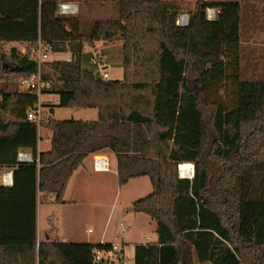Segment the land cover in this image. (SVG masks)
<instances>
[{
	"label": "trees",
	"instance_id": "trees-1",
	"mask_svg": "<svg viewBox=\"0 0 264 264\" xmlns=\"http://www.w3.org/2000/svg\"><path fill=\"white\" fill-rule=\"evenodd\" d=\"M59 4L0 0V176L13 169L14 180L0 184V264H109L96 262L95 252L110 245L37 240L40 194L64 204L74 172L107 152L117 158L120 186L141 177L153 185L132 210L157 223L158 241L137 245L134 264H181L187 246L198 264H264V81L228 75L230 62L238 64L242 3L123 0L118 20L94 22L88 33L60 15ZM208 9L218 11L216 20ZM183 14L187 26L177 24ZM39 42L50 54H71L41 72V94L58 96L61 108L96 109L97 120H28L37 91L8 87L39 72L31 56ZM99 42L121 44L123 80L97 72L85 48ZM225 80L234 81V100L212 102L207 122L198 93L207 103ZM40 128L53 133L48 152L38 150ZM23 150L33 162H19ZM189 164L192 180L179 172Z\"/></svg>",
	"mask_w": 264,
	"mask_h": 264
},
{
	"label": "rangeland",
	"instance_id": "rangeland-1",
	"mask_svg": "<svg viewBox=\"0 0 264 264\" xmlns=\"http://www.w3.org/2000/svg\"><path fill=\"white\" fill-rule=\"evenodd\" d=\"M118 1L120 0H113L114 3L112 2V0H80V2H84L83 6L81 5L82 12H78V14L73 15L71 17L80 20V22L82 23L83 31L85 33H88L91 29V25L94 22L118 20ZM183 1H186L191 4V7L193 8L197 1L207 2L226 0ZM238 1H240L243 5L241 24V46L239 47L237 53L239 57L238 64L236 65L230 62V72L228 73V75L238 73L241 80L250 82H262L264 81V0ZM9 50L10 49H6L7 52H9ZM85 52L90 53V55L93 57V62L97 65L96 70L102 76L107 73V79L109 81L123 80V57L120 43L105 46V43L99 42L96 43L94 47L86 46ZM63 58H67V56L64 54L59 55L51 53L47 62L41 65V72L48 71V73H51L50 69L52 62ZM230 60H234V57L230 58ZM62 61H66V59ZM227 61L229 62L228 58ZM189 79L192 87H195L197 89V92H199V87L195 85L194 78L191 76V74H189ZM24 80L25 79L19 80L18 84L16 85L10 84L8 87V91L14 92L16 90H27L26 86H24L22 83ZM220 86L221 88L219 92L217 91V89L212 90V96L208 98L207 103L204 99V95L202 93H198L200 96L201 109L203 110L207 122L210 121V118L214 112L212 102H215L219 99L222 102L229 104L232 103L234 100V81L225 80L220 84ZM48 99H56V96L50 94L42 95L41 102L44 104ZM57 105L53 107L54 120H86L82 119L85 118L84 113L86 112H79L78 110L61 108ZM93 113H96V111L93 110ZM44 136L45 131L44 129H41L40 139L42 138V141L40 142V146L43 151L46 150L45 148L47 147L45 144L46 141ZM107 154L110 158V164L112 165V167H114V165L117 163L115 154H113L112 152H107ZM106 182L108 187L107 192L105 194H101L97 190V200H95L90 205L82 204L81 206H79V208H77L78 210L75 214L78 215V226L76 227V229L77 233L81 235V237H86V230H88L89 228L96 230V233H100L106 226L109 228L110 233L112 232L113 235L119 236L120 231H122L123 228H128L130 224V227H132L133 225L131 220L134 216H136V214L132 210V206L130 205V199L136 196H143V194H129V192L131 191V188L129 187H131L133 184H130V186H127L126 188H123L121 190L119 187L116 188L115 182L112 184L111 179L106 180ZM75 184L76 182L73 183V185ZM91 184H93L92 187L96 189L102 184V182L101 180H99V178H97L95 179V183ZM127 189L128 191H126ZM41 201L42 202L38 214L39 221L41 222L42 226H46L48 224V221L46 220L45 216L47 209L44 206V199ZM47 203L50 204L49 201ZM53 205L54 206L50 207H52V209L54 210L55 216H60V208H58L56 204ZM126 210L129 211V214L126 213ZM74 218L77 219L75 216ZM145 218L148 219V221H151L153 225H156V223L150 220V218H148L147 216H145ZM134 234L135 236L133 237L132 235V237L130 236V238L134 240H141L144 242L145 239H143L142 236H137L136 233ZM119 250H116L111 256L107 255L105 258L106 261L109 260L110 264H134V260L132 258V255L129 253V250H126L127 258L125 260L121 258ZM181 264H198L196 262L195 257L193 255L191 256L189 246L185 247V258L183 263Z\"/></svg>",
	"mask_w": 264,
	"mask_h": 264
},
{
	"label": "crops",
	"instance_id": "crops-1",
	"mask_svg": "<svg viewBox=\"0 0 264 264\" xmlns=\"http://www.w3.org/2000/svg\"><path fill=\"white\" fill-rule=\"evenodd\" d=\"M43 1H47V0H43ZM56 1H58L59 3L75 4L78 7V12H82L81 5L83 6L84 2H80V0H56ZM12 46L13 44L5 45V50L10 49ZM17 48L19 49V51L23 53L26 52V48L24 46L18 45ZM64 55H66L67 58H63L59 60H65V59L68 60L71 58V54L69 53L64 54ZM58 101H59L58 96H56V99H53V100L48 99L44 104L41 102L44 111L47 114H49V117L52 119H54L53 118L54 117L53 107L58 104ZM93 110L96 111V113H93ZM79 112H86L84 113L85 118H82L86 120H81V121H95L94 119H98V111L96 109L81 110ZM41 129H44L45 131L44 137L46 141L45 144L47 147L45 148L46 150L44 151L41 149V146H40V142L42 141V138H41L39 140L38 150L40 153L48 152L51 150V147H52L51 139H52L53 133L49 129L40 128L39 135H40ZM23 151L31 153L28 150H23ZM96 156L98 155H93V156H89L88 158H86L83 166H81L78 170L74 172L67 186L65 195H64V201H65L64 204L55 203L54 199L46 198L40 194L39 201H38V207H37L38 244L54 243V242H60V243H66V244H92V245H101V244L105 245L106 244L110 246H116L117 247L116 250L120 249L119 254L121 258L124 260L127 258L126 250H129V253L132 255V258L134 260L135 249L137 245L157 243L158 241L157 223L154 221L156 225H153L151 221H148V219L145 218V216H147L145 214H140V213L137 214L134 212L136 216H134L131 220V222L133 223L132 227H130L131 226L130 224L128 228H123V230L120 231L119 236L113 235L112 232L110 233L109 228L107 226L100 233H96V230L89 228L88 230H86L87 232L86 237H81V235L77 233L76 227L78 226V215L75 214L78 210L77 208H79V206H81L82 204L90 205L95 200H97V197H96L97 190L101 194H105L107 192V187H108L106 180L111 179L112 184L115 182L116 188L119 187L121 190L123 188H126L127 186H130V184H133L131 187H129L131 188V191L129 192V194L130 193H133V194L142 193L143 194V196H136L139 198H136V197L131 198L130 199L131 206L133 205L134 202L147 197L153 192V185L151 183V180L148 177L135 178V179L130 180L126 185L120 186L119 177H118V161L114 165V167H112V165L110 164L111 170L109 172L95 171L93 162ZM99 156H103L107 158L110 163V158L108 157L107 153L101 154ZM6 171L13 172V169H8V168L2 169L1 174L2 172H6ZM97 178L101 180L102 184L98 188L94 189L92 187L93 184L91 183H95V179ZM74 182H76L75 185H73ZM0 184L3 186L1 182V176H0ZM128 189L126 191H128ZM43 199L45 201L44 206L47 209L45 216H46V220L48 221V224L46 226L41 225V222L39 221V215H38L39 208L42 202L41 200ZM48 201L50 204L47 203ZM53 204H56V206L60 208L59 209L61 212L60 216H57V217L55 216L54 210L52 209V207H50V206H54ZM126 213L129 214V211L126 210ZM74 216L77 219H75ZM147 217L150 218L149 216ZM150 220L152 219L150 218ZM134 233H136L137 236H142L143 239H145L144 242L141 240H134L130 238V236L132 237V235L133 237L135 236ZM116 250H114L108 256H111ZM106 256L104 258H106Z\"/></svg>",
	"mask_w": 264,
	"mask_h": 264
},
{
	"label": "built area",
	"instance_id": "built-area-1",
	"mask_svg": "<svg viewBox=\"0 0 264 264\" xmlns=\"http://www.w3.org/2000/svg\"><path fill=\"white\" fill-rule=\"evenodd\" d=\"M58 13L60 15L64 16H71L78 13V7L75 4L72 3H60L58 8ZM218 11L216 9H208L207 10V18L209 21H214L217 18ZM180 26H187L189 25V16L188 15H181L177 22ZM50 51L49 48L43 45L41 42H39L37 49L34 51V53L31 55L35 61L39 65V72L33 76H31L29 79H25L22 83L24 86H26L29 90H36L37 94L40 98L39 104L36 106V108L31 111L28 114V120L37 123L39 126L41 122L49 117V114H47L41 104V97H42V89L45 88V84L42 81L41 76V65L45 63L49 59ZM71 61V59H69ZM104 79L107 80L108 75L104 74ZM19 162L21 163H31L33 162L32 154L28 153L26 151H20L19 153ZM94 170L97 172H109L111 170L109 160L103 156H96L94 158ZM180 168V177L185 179L192 180L195 175V168L194 165H192V168L188 170V173L185 175L183 174V171ZM1 182L4 187H12L13 186V172L6 171L2 172L1 174ZM104 245V244H102ZM116 246H112L111 251H103V250H97L95 252V261L101 262L106 261L104 258L106 255L111 254L114 250H116ZM107 262V261H106ZM108 263L110 261L108 260Z\"/></svg>",
	"mask_w": 264,
	"mask_h": 264
},
{
	"label": "bare ground",
	"instance_id": "bare-ground-1",
	"mask_svg": "<svg viewBox=\"0 0 264 264\" xmlns=\"http://www.w3.org/2000/svg\"><path fill=\"white\" fill-rule=\"evenodd\" d=\"M189 165H191V164H189ZM182 166V165H181ZM192 166V165H191ZM183 172H184V170L183 169H181Z\"/></svg>",
	"mask_w": 264,
	"mask_h": 264
},
{
	"label": "water",
	"instance_id": "water-1",
	"mask_svg": "<svg viewBox=\"0 0 264 264\" xmlns=\"http://www.w3.org/2000/svg\"><path fill=\"white\" fill-rule=\"evenodd\" d=\"M179 171H180V168H179Z\"/></svg>",
	"mask_w": 264,
	"mask_h": 264
}]
</instances>
